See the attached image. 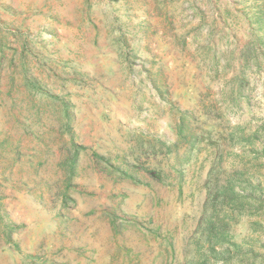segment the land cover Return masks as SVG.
<instances>
[{
  "label": "rangeland",
  "instance_id": "374dc122",
  "mask_svg": "<svg viewBox=\"0 0 264 264\" xmlns=\"http://www.w3.org/2000/svg\"><path fill=\"white\" fill-rule=\"evenodd\" d=\"M0 264H264V0H0Z\"/></svg>",
  "mask_w": 264,
  "mask_h": 264
},
{
  "label": "trees",
  "instance_id": "16d2710c",
  "mask_svg": "<svg viewBox=\"0 0 264 264\" xmlns=\"http://www.w3.org/2000/svg\"><path fill=\"white\" fill-rule=\"evenodd\" d=\"M232 138H233V135H232ZM223 189L225 191L223 192L224 194L222 195V200L220 201V205H222L223 207L225 206V204H230L231 201L236 202L237 200L241 199L240 196L234 190L233 179L231 178L227 179L226 187H224ZM229 192L232 194L231 196H229ZM207 231H208L209 243L212 246V250L215 251L214 244L216 246L222 245V241L225 239V235L222 232V230L219 229V227H217L215 223H209L207 227ZM225 252L228 253L229 252L228 249Z\"/></svg>",
  "mask_w": 264,
  "mask_h": 264
}]
</instances>
